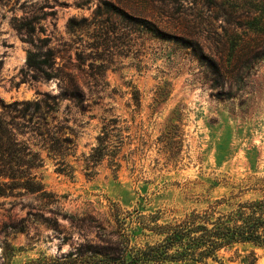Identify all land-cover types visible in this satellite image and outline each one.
<instances>
[{
  "label": "rangeland",
  "instance_id": "obj_1",
  "mask_svg": "<svg viewBox=\"0 0 264 264\" xmlns=\"http://www.w3.org/2000/svg\"><path fill=\"white\" fill-rule=\"evenodd\" d=\"M102 1L129 14L138 9L169 34L190 35L221 60L222 75L213 82L188 50L112 21L107 69L93 78L101 62L88 49L89 24ZM223 45L242 48L233 58ZM263 47L264 0H0V101L53 100L57 112L44 122L51 127V117L66 119L75 135L66 158L72 171L57 173L51 160L39 171L51 197L0 198V257L7 245L10 264H25L86 242L109 244L116 220L158 212L159 223L170 222L243 178L264 174ZM75 51L91 53L94 72L76 62ZM29 56L36 65L46 62L49 80L27 65ZM64 91L79 99L63 98ZM113 120L124 145L115 162L91 167L86 156L103 122ZM154 239L141 236L131 244ZM221 264H264V249L235 247L222 253Z\"/></svg>",
  "mask_w": 264,
  "mask_h": 264
},
{
  "label": "trees",
  "instance_id": "obj_2",
  "mask_svg": "<svg viewBox=\"0 0 264 264\" xmlns=\"http://www.w3.org/2000/svg\"><path fill=\"white\" fill-rule=\"evenodd\" d=\"M130 10L131 14L108 1H102L96 8L89 24L92 30L88 49L100 56L93 59L97 58L101 63L92 74L93 78H103L107 69L108 60L104 56L111 50V35L116 29L112 27V21L123 22L134 31L155 39L172 41L181 49L188 50L197 62L205 66L213 82L222 75L221 60L205 54L190 35L169 34L144 17L138 9ZM67 26L72 32L77 29L74 19H70ZM225 48L233 58H237L240 53L238 49L242 47L231 45ZM261 51H264V47ZM222 52L220 49L219 54L222 55ZM251 53L256 56L260 50L256 48ZM74 58L80 65L93 70L91 63H88L91 53L86 55L84 51H75ZM45 64V61H41L36 65L30 56L27 60V65L39 72L41 79L49 80L51 76L42 70ZM233 76L235 79L238 77L237 74ZM65 95L73 100L79 99L78 93L64 91L61 96L64 98ZM132 101L139 107L137 91L133 92ZM56 112V102L53 100L33 104L16 101L3 104L0 101V198H19L26 193L51 197L52 194L44 189L39 173L46 160L54 163L57 173L69 174L72 171L66 158L73 154V130L65 124L66 119L51 117L55 122L51 127L43 119L45 115ZM115 123L117 120L103 122L95 138L96 145L86 156V164L95 167L105 160L109 163L116 161L124 143L119 134L114 133ZM169 126L171 129L177 128L173 123ZM172 132L168 136H172ZM113 165L115 170L120 167L117 162ZM246 195H252V198L244 199ZM160 219L158 212L147 215L136 212L134 219L128 222L115 221L112 233L115 237L109 244L86 242L60 257H42L25 264H221L222 253L235 247L264 249V174L243 178L232 184L230 190L220 198L202 209L185 213L179 219L159 223ZM141 236L155 239L140 245L131 244L132 239ZM12 256L13 249L7 245L2 249L0 264H10Z\"/></svg>",
  "mask_w": 264,
  "mask_h": 264
}]
</instances>
